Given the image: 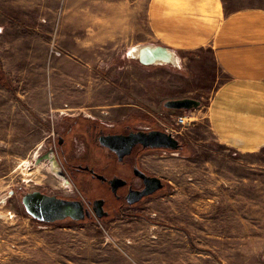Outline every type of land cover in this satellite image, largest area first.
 Segmentation results:
<instances>
[{
	"label": "rangeland",
	"instance_id": "374dc122",
	"mask_svg": "<svg viewBox=\"0 0 264 264\" xmlns=\"http://www.w3.org/2000/svg\"><path fill=\"white\" fill-rule=\"evenodd\" d=\"M156 2L0 0V264H264V141L238 149L218 140L207 109L227 77L210 48L175 52L155 38ZM216 8L264 10V0ZM141 46L170 49L175 63L142 65L128 56ZM184 97L200 105L163 106ZM177 115L191 122L176 126ZM77 117L172 135L179 150L138 159L162 188L108 219L91 210L83 220L36 219L24 204L32 193L94 196L51 150Z\"/></svg>",
	"mask_w": 264,
	"mask_h": 264
},
{
	"label": "crops",
	"instance_id": "0c3cea01",
	"mask_svg": "<svg viewBox=\"0 0 264 264\" xmlns=\"http://www.w3.org/2000/svg\"><path fill=\"white\" fill-rule=\"evenodd\" d=\"M210 1L157 0L150 13L151 29L175 52L211 49L227 77L207 109L211 127L224 145L257 149L264 141V10L224 13L214 9L216 0L212 7ZM243 128L254 137L244 138Z\"/></svg>",
	"mask_w": 264,
	"mask_h": 264
},
{
	"label": "flooded vegetation",
	"instance_id": "af4514ba",
	"mask_svg": "<svg viewBox=\"0 0 264 264\" xmlns=\"http://www.w3.org/2000/svg\"><path fill=\"white\" fill-rule=\"evenodd\" d=\"M65 121L67 123L62 131L57 134L56 141L53 139L54 152L51 148L52 153L57 155L63 172L74 183L75 188L77 184L79 187L89 186L90 192H93L94 196L86 195V199H84L77 189L78 195L76 196L32 193L28 195V202L32 212L36 214V219L44 218V220H39L43 222L60 220L55 217L63 212V209H60V204L63 201L81 202L84 209L92 210L95 208L102 214L101 219H108L113 211L121 212L150 196H144L131 203L136 192L145 188L143 179L134 173V169H139L146 176H153L144 171L138 162L140 152L147 149L135 145L129 154H124L119 159L113 151L99 142L100 138L104 136H125L130 132L142 129H134L128 120L109 124L77 117L73 120L65 119ZM75 142L83 143V152H80L79 155L72 154L74 147L72 143ZM42 159L50 160V170H54L52 172L58 175L62 173L56 161L53 160V156L46 154ZM116 179L121 181H116ZM52 217L55 219L49 221Z\"/></svg>",
	"mask_w": 264,
	"mask_h": 264
},
{
	"label": "water",
	"instance_id": "95a60500",
	"mask_svg": "<svg viewBox=\"0 0 264 264\" xmlns=\"http://www.w3.org/2000/svg\"><path fill=\"white\" fill-rule=\"evenodd\" d=\"M144 48L146 49H144L143 56H136L131 53H129L128 56L137 59L142 65H149L155 63H173L171 60L168 59V49L160 46H155L154 49H150L149 46H144ZM199 105V101L185 97L166 100L163 103V106L166 109L170 110H191L197 108ZM99 142L101 145L113 151L119 159H121L124 154H129L131 149L135 145H140L144 149L149 148L177 150L180 148L179 142L172 135L164 131L155 129L149 131L137 130L135 132H130L125 136H104L100 138ZM134 173L143 179L145 188L140 192H136V195L132 197L131 203L140 200L144 196L152 195L153 193L161 189L163 186L161 180L155 176H146L142 171L137 168L134 169ZM116 181L121 180L116 179ZM28 198L29 196H26L24 198V204L26 206V209L34 216H36V214H34L30 208ZM60 209H63V212L57 215V217L55 218L63 219L65 217H68L72 220H83L84 218H89L91 216V212L87 209H84L81 202L63 201L62 204H60ZM91 211L96 218H101L102 214L97 209L92 208ZM55 218L52 217L50 220H45L53 221V219ZM39 220H44V218H41Z\"/></svg>",
	"mask_w": 264,
	"mask_h": 264
},
{
	"label": "bare ground",
	"instance_id": "6f19581e",
	"mask_svg": "<svg viewBox=\"0 0 264 264\" xmlns=\"http://www.w3.org/2000/svg\"><path fill=\"white\" fill-rule=\"evenodd\" d=\"M149 47H150V49H154V46H149ZM144 49H146V48H144V46H141V47L135 49L132 54L136 55V56H143L144 55ZM167 53H168V59L171 60L173 63H175V57L172 54V52L169 51ZM52 171H54V170H52ZM59 175H61V174H59Z\"/></svg>",
	"mask_w": 264,
	"mask_h": 264
},
{
	"label": "built area",
	"instance_id": "2783aa9c",
	"mask_svg": "<svg viewBox=\"0 0 264 264\" xmlns=\"http://www.w3.org/2000/svg\"><path fill=\"white\" fill-rule=\"evenodd\" d=\"M189 122L191 121H188V117H186L185 115H177L175 117V125L176 126H179V127H184L185 125H188Z\"/></svg>",
	"mask_w": 264,
	"mask_h": 264
},
{
	"label": "trees",
	"instance_id": "16d2710c",
	"mask_svg": "<svg viewBox=\"0 0 264 264\" xmlns=\"http://www.w3.org/2000/svg\"><path fill=\"white\" fill-rule=\"evenodd\" d=\"M147 150L146 151H149V150H163V151H168V150H165V149H149V148H146ZM180 149V148H179ZM177 149V150H179ZM143 151V150H142ZM173 151H176V150H173Z\"/></svg>",
	"mask_w": 264,
	"mask_h": 264
}]
</instances>
